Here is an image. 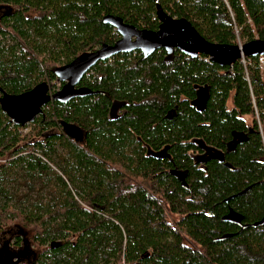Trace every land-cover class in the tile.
Returning a JSON list of instances; mask_svg holds the SVG:
<instances>
[{
	"label": "trees",
	"instance_id": "trees-1",
	"mask_svg": "<svg viewBox=\"0 0 264 264\" xmlns=\"http://www.w3.org/2000/svg\"><path fill=\"white\" fill-rule=\"evenodd\" d=\"M156 2L209 42L264 39V0H0V96L59 89L55 68L118 39L103 16L153 31ZM205 57L117 54L32 123L0 107V264H264V56ZM196 140L222 161L193 165Z\"/></svg>",
	"mask_w": 264,
	"mask_h": 264
},
{
	"label": "water",
	"instance_id": "water-1",
	"mask_svg": "<svg viewBox=\"0 0 264 264\" xmlns=\"http://www.w3.org/2000/svg\"><path fill=\"white\" fill-rule=\"evenodd\" d=\"M155 14L158 26L153 31L124 23L115 15L103 16L102 22L115 29L119 36L117 40L112 44H102L92 51L82 53L69 63L55 68L54 74L62 85L54 92H50L49 86L45 82H40L31 89L15 95H9L2 91L0 96L2 111L14 124L32 123L36 116L41 114L42 107L50 101L64 104L74 98L89 96L92 93L90 89L79 86V83L85 73L97 62L134 50L139 51L142 57L156 49H163L167 54L177 50L189 58L205 55L211 62L219 66L231 65L236 60L248 56H264V39H252L242 44L212 43L201 37L184 18H173L163 12L157 2L155 3ZM207 96L208 87L206 85L198 86L190 104L195 109L202 110ZM123 104V102L113 100L107 117L112 119L114 117L112 113ZM60 125L66 136L76 138L80 132V129L73 124L60 122ZM243 139L244 135L238 134V140ZM196 142L203 152L195 157V163L209 159L222 161V151L206 146L201 140H196ZM236 221L238 222L239 218ZM244 227L242 226V228Z\"/></svg>",
	"mask_w": 264,
	"mask_h": 264
},
{
	"label": "flooded vegetation",
	"instance_id": "flooded-vegetation-1",
	"mask_svg": "<svg viewBox=\"0 0 264 264\" xmlns=\"http://www.w3.org/2000/svg\"><path fill=\"white\" fill-rule=\"evenodd\" d=\"M110 108V107H109ZM120 107H118V109L116 110L115 109V111L112 113V115H114V117L112 118V119H115L116 118V116L118 115V112L120 111ZM63 132V131H62ZM82 131L80 130V132L76 135V137H80L81 135H82V133H81ZM190 152H192L193 154H190V157L192 158V164L194 165V164H196V166L198 167V168H200V167H202L203 169L205 168L204 166H205V164H207V162L208 161H211V160H215V159H209V160H206V161H204V162H199V163H195V157L198 155V154H200V153H202L201 152V150H199L198 149V152L197 151H195V153H194V151H190ZM216 161H218V160H216ZM173 175L177 178V179H179V180H181V178H182V176H181V174H176L175 172H173Z\"/></svg>",
	"mask_w": 264,
	"mask_h": 264
},
{
	"label": "rangeland",
	"instance_id": "rangeland-1",
	"mask_svg": "<svg viewBox=\"0 0 264 264\" xmlns=\"http://www.w3.org/2000/svg\"><path fill=\"white\" fill-rule=\"evenodd\" d=\"M4 9H5V8H3L2 6H0V12L3 11ZM5 10H6V9H5ZM6 11H8V10H6ZM8 41H10V40H8ZM236 42H237V43H240V42H239V39H236ZM56 85L58 86V84H56ZM28 132H29V127H24L23 129L20 130V133H21V134H27ZM194 153H195V151H194ZM190 154H193V153L190 152Z\"/></svg>",
	"mask_w": 264,
	"mask_h": 264
},
{
	"label": "built area",
	"instance_id": "built-area-1",
	"mask_svg": "<svg viewBox=\"0 0 264 264\" xmlns=\"http://www.w3.org/2000/svg\"><path fill=\"white\" fill-rule=\"evenodd\" d=\"M204 60L209 61V58L206 56ZM240 62L243 64V58L240 59Z\"/></svg>",
	"mask_w": 264,
	"mask_h": 264
}]
</instances>
